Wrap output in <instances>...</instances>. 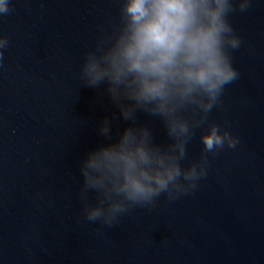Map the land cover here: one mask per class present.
Wrapping results in <instances>:
<instances>
[{"label":"water","instance_id":"obj_1","mask_svg":"<svg viewBox=\"0 0 264 264\" xmlns=\"http://www.w3.org/2000/svg\"><path fill=\"white\" fill-rule=\"evenodd\" d=\"M116 16L114 0H11L0 18V264H264V0L230 17L240 75L210 114L237 147L210 158L191 195L101 228L81 217L76 165L116 110L78 72L97 26ZM138 119L167 141L159 121ZM200 147L194 136L188 158Z\"/></svg>","mask_w":264,"mask_h":264},{"label":"clouds","instance_id":"obj_2","mask_svg":"<svg viewBox=\"0 0 264 264\" xmlns=\"http://www.w3.org/2000/svg\"><path fill=\"white\" fill-rule=\"evenodd\" d=\"M117 16L82 53L79 79L103 86L116 111L97 124L101 138L77 161L81 217L112 228L134 209H152L194 193L210 158L235 149L239 137L210 118L226 87L239 79L233 53L242 45L230 17L251 0H114ZM11 0H0V18ZM9 44L0 34V58ZM102 93V94H103ZM117 113L119 114L117 117ZM143 113L167 136L157 142ZM124 126L114 130L113 121ZM199 155L189 159L194 136Z\"/></svg>","mask_w":264,"mask_h":264}]
</instances>
